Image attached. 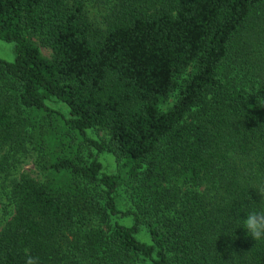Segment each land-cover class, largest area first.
I'll use <instances>...</instances> for the list:
<instances>
[{
    "label": "trees",
    "instance_id": "obj_1",
    "mask_svg": "<svg viewBox=\"0 0 264 264\" xmlns=\"http://www.w3.org/2000/svg\"><path fill=\"white\" fill-rule=\"evenodd\" d=\"M100 1L0 0V264H264L241 227L264 210V0ZM23 146L44 179L13 177Z\"/></svg>",
    "mask_w": 264,
    "mask_h": 264
},
{
    "label": "rangeland",
    "instance_id": "obj_2",
    "mask_svg": "<svg viewBox=\"0 0 264 264\" xmlns=\"http://www.w3.org/2000/svg\"><path fill=\"white\" fill-rule=\"evenodd\" d=\"M103 2L100 0H88L87 2V9L88 14L92 18H99L100 13L102 12ZM35 39V38H34ZM36 43L40 49V52L45 56H50V49L41 44L38 40H36ZM0 57L11 60L14 57V43L11 41H6L2 38H0ZM174 99V94L171 95L168 99V103H170ZM50 104L60 109L62 112H65V107L62 103L51 101ZM29 114V113H28ZM41 115V114H40ZM40 115L36 117L34 115L33 117L39 118ZM58 122H63L62 117H57ZM88 134L96 139H102L106 137L105 131L101 128H91L88 130ZM58 137L57 139L54 137L49 142V149L52 153L56 154L59 149H62L64 147V144H66L68 140V136L65 135H56ZM79 140L74 143V148L76 149L78 147ZM89 150L88 146H83L82 151L84 153H87ZM14 165L15 167L12 170V175L18 176L21 172H27L33 177L37 179H44V176L46 174V171L42 169L37 161H36V155L35 151L28 146H23L19 148H14ZM99 158L102 162L103 170L111 173H117L121 176V182L117 188V195H116V203L117 206L120 209L129 208L132 207V198L130 189L128 186L127 176L125 168L122 166L121 162L116 158V156L109 150H104L100 152ZM0 207H1V201H0ZM8 213L7 215H9ZM112 221H119L125 224H131L132 223V217L131 215H123V214H117L111 217ZM137 237L142 240L149 241V235L146 227L144 225L140 226V229L136 233Z\"/></svg>",
    "mask_w": 264,
    "mask_h": 264
},
{
    "label": "clouds",
    "instance_id": "obj_3",
    "mask_svg": "<svg viewBox=\"0 0 264 264\" xmlns=\"http://www.w3.org/2000/svg\"><path fill=\"white\" fill-rule=\"evenodd\" d=\"M256 190L261 196V201H264V187L257 188ZM241 221V227L246 230L247 236H250L254 241L264 240V210L249 211ZM26 264H36V261L34 258L29 257Z\"/></svg>",
    "mask_w": 264,
    "mask_h": 264
}]
</instances>
